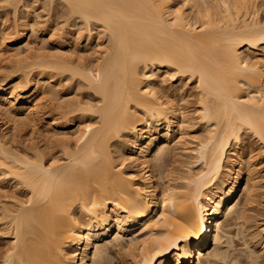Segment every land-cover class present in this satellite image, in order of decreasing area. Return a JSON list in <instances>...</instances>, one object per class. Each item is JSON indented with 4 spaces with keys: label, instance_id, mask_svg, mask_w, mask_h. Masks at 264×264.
<instances>
[{
    "label": "bare ground",
    "instance_id": "1",
    "mask_svg": "<svg viewBox=\"0 0 264 264\" xmlns=\"http://www.w3.org/2000/svg\"><path fill=\"white\" fill-rule=\"evenodd\" d=\"M12 2L0 264H264L243 145L264 148V0H46L76 37L45 54L33 1ZM236 222L248 248L237 255Z\"/></svg>",
    "mask_w": 264,
    "mask_h": 264
},
{
    "label": "rangeland",
    "instance_id": "2",
    "mask_svg": "<svg viewBox=\"0 0 264 264\" xmlns=\"http://www.w3.org/2000/svg\"><path fill=\"white\" fill-rule=\"evenodd\" d=\"M31 1H33V2H31L32 8L31 7L27 8L28 11L31 12V13H29V17L31 19L35 20V22L37 21L36 23L38 25L36 28L40 29V30H38L39 36L37 35L38 36L37 39L35 38L38 41L37 42H36V40L34 41V43L36 44L35 46L39 50L38 53H40V52L42 54L43 53L44 54L49 53V52L50 53H56L57 52V43L59 41H61L60 38L64 34H65V36L67 35L69 37V39H72V41L75 39L76 36L73 35V33H71L72 30H74L75 28H72V26L70 27L67 25L68 23L66 21V18L63 17V15H62V8L61 7L53 6L54 4L51 6L49 3H48L49 5H46V3H47V2H45L46 0H44V1L43 0H31ZM13 5H14L13 2L9 3V0L8 1L7 0H0V23H1L0 25H1L2 29L3 28L4 29L10 28L11 30H13V28H14L13 23H15V20H14L15 19L14 18V15H15V12H14L15 8L14 7L15 6L13 7ZM20 7L18 9H20ZM54 7H55V9H54ZM22 9H23V7H22ZM27 9H25V10H27ZM34 11H36V12L34 13ZM20 22H23V19H21ZM9 30H7V31H9ZM6 35H8V34H6ZM13 36H15V35L9 34L10 38L7 36L9 39L8 41H10L11 37L13 38ZM84 36H85V34H84ZM40 37H42V38H40ZM43 38H44V40H43ZM82 38H83V36H82ZM13 39H15V37ZM96 41L97 40H92L91 45L89 47L93 46L94 48H96L97 47L96 45L98 44V41L97 42ZM85 42L86 41L84 40V38L81 39V41H79V43H81V44L83 43L82 45H84ZM85 45H86V43H85ZM83 47H85V46H83ZM85 49H87V47ZM91 49H92V47H91ZM7 50H5V51H7ZM4 56L7 57L8 55H4ZM6 57L3 58L2 62L7 63V61H4V59ZM6 63H2V64L7 65V66L10 65L9 62L7 64ZM10 66L6 69L7 70L10 69ZM18 74H20V73H18ZM159 80H158V85L161 87L162 82H161V80L159 82ZM173 83H174V80L173 81H167L165 84H163L162 87L163 88L166 87L170 90ZM64 84H65V82H64ZM185 88H186V90H188L189 93H193V94H191V96L189 97V103L188 104L183 103L182 105L190 108L189 109L190 111H193L197 106L196 105L197 96L194 95L195 90L192 89V91H191V88L189 86H187ZM25 133H26V131H25ZM251 139H249L248 137L246 139L244 138L243 142L245 141V144L243 143V145L246 147V149L248 148V150H246L247 153L250 152L251 155L250 154L249 155L253 156L252 161L256 165V168H255V170H256L255 175L256 176H255V178L257 179L256 180V183H257L256 186L258 187V189L256 192V198L254 199L252 204H250L248 206L247 215H249L251 222H249L248 223L249 226L248 225L247 226L251 227L252 232L256 233V232L264 229V148L261 146L260 142L257 141L255 138H253L252 140ZM175 174H178V173H175ZM11 185H12V182H11L10 186ZM7 191L9 193H11L12 189L8 188ZM228 233L232 237V243H233L232 244L233 249L231 250V254L237 255L238 252L235 253V251L248 250V248L246 249V246H245L246 244H244L245 243V240L243 238L244 236H243L241 229H240V226H238L237 222H236V224L234 223L233 225H231V227H229ZM214 236L211 240V244H210L209 249H207V251H206V253H208V254L214 249V246H215ZM112 240H113V238L109 239L107 241V243L112 242ZM239 260L240 261H237L238 262L237 264H244L245 263L244 258H239ZM112 264H120V261H119L116 254H114V259L112 261ZM232 264H234V263H232ZM235 264H236V262H235Z\"/></svg>",
    "mask_w": 264,
    "mask_h": 264
}]
</instances>
